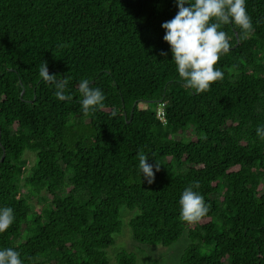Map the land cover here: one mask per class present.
<instances>
[{"label":"trees","instance_id":"1","mask_svg":"<svg viewBox=\"0 0 264 264\" xmlns=\"http://www.w3.org/2000/svg\"><path fill=\"white\" fill-rule=\"evenodd\" d=\"M245 7L254 33L221 25L230 43L215 65L223 78L197 93L162 39L173 0H0V206L15 216L0 248L18 250L24 264H110L125 207L138 244L186 235L178 264H264V140L255 133L264 124V0ZM41 61L64 78L65 100L39 76ZM85 78L105 96L88 114L77 87ZM189 127L194 139L177 135ZM141 152L158 166L151 184L140 179ZM193 181L209 211L189 223L178 201ZM114 259L137 264L126 249Z\"/></svg>","mask_w":264,"mask_h":264},{"label":"clouds","instance_id":"2","mask_svg":"<svg viewBox=\"0 0 264 264\" xmlns=\"http://www.w3.org/2000/svg\"><path fill=\"white\" fill-rule=\"evenodd\" d=\"M177 9L173 18L162 22L163 41L169 46L171 61L176 72L189 89L199 93L207 91L211 84L223 78L216 63L220 56L230 50L229 38L221 25L238 26L246 37L254 33L252 18L246 11V0H173ZM39 76L54 87L55 97L63 101L65 95L64 78L49 74L47 64L41 61ZM81 95L80 105L84 114L103 107L105 96L101 89L93 87L88 79L78 82ZM112 115H116L113 109ZM258 139L264 140V124L255 128ZM147 153L138 154L140 179L151 184L156 163H149ZM153 160V159H152ZM199 182L193 181L180 194L178 205L181 218L189 223L199 221L209 211V205L199 191ZM14 210L10 206H0V233L14 222ZM0 264H24L18 250L12 247L0 248Z\"/></svg>","mask_w":264,"mask_h":264},{"label":"rangeland","instance_id":"3","mask_svg":"<svg viewBox=\"0 0 264 264\" xmlns=\"http://www.w3.org/2000/svg\"><path fill=\"white\" fill-rule=\"evenodd\" d=\"M139 107H147L146 102H139ZM177 135L189 137L194 139V130L192 127L187 128L185 131L178 133ZM24 157L26 159V167L30 168L35 162V154L33 152H25ZM21 191L26 193L27 188H21ZM31 206L37 210V199L31 198ZM133 214V211L127 210L125 207L120 209V217L122 220V227L119 234L114 235V244L106 249V254L110 264H116L115 254L121 250L126 249L132 251L136 255L137 264H148L153 260L159 262V264H178L179 257L188 243V239L185 234L174 244L170 246L162 245H142L134 242L130 235V229L128 227V220Z\"/></svg>","mask_w":264,"mask_h":264},{"label":"water","instance_id":"4","mask_svg":"<svg viewBox=\"0 0 264 264\" xmlns=\"http://www.w3.org/2000/svg\"><path fill=\"white\" fill-rule=\"evenodd\" d=\"M4 155H5V153H4V149H2V155H1V157H0V161L4 158Z\"/></svg>","mask_w":264,"mask_h":264},{"label":"built area","instance_id":"5","mask_svg":"<svg viewBox=\"0 0 264 264\" xmlns=\"http://www.w3.org/2000/svg\"><path fill=\"white\" fill-rule=\"evenodd\" d=\"M157 115H158L160 118L162 117L160 111H158Z\"/></svg>","mask_w":264,"mask_h":264}]
</instances>
